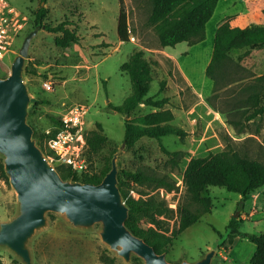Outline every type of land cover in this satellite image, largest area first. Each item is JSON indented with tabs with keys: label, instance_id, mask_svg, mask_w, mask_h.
<instances>
[{
	"label": "rangeland",
	"instance_id": "rangeland-1",
	"mask_svg": "<svg viewBox=\"0 0 264 264\" xmlns=\"http://www.w3.org/2000/svg\"><path fill=\"white\" fill-rule=\"evenodd\" d=\"M121 1L128 17L127 43L121 42L116 32L119 0H47L45 4L39 0H0V23L5 29L0 46V76L9 74L24 38L37 29L30 42L24 78L32 97L41 102L30 107L27 118L38 146L45 156L53 158L52 164L62 174L69 169L78 179L99 176L116 152L118 174L147 168L171 178L178 185L171 192L124 185L128 194L154 197L164 203L167 211L161 218V228L170 235L177 227L179 206L197 207L190 203L182 186L190 158L235 149L264 161V112L250 118L264 105V81L258 79L264 76V47L231 51L230 59L215 71L214 83L205 74L213 39L209 38L203 45L180 43L171 52V58L158 52L161 47L156 34L147 24L151 12L149 0ZM246 1L219 0L207 26L209 33L226 15L222 22L227 21L231 26L263 24L261 10L248 9ZM40 6L49 10L44 24L71 22L80 42L68 48L57 47L55 39L60 34L35 26ZM135 50L142 51L150 63L152 81L146 97L167 99L164 108L172 111V124L186 132L183 139L172 135L159 141L144 137L130 149L122 146L125 118L112 111L109 104L120 105L131 94L130 78L120 68ZM44 82L51 84V90L44 87ZM79 105L87 110L81 125L84 140L99 124L107 143L97 152L89 151L85 143L80 149V159L86 168L74 172L57 160L47 140L60 126L61 118ZM154 111L141 105L131 117ZM166 152L181 153L176 166ZM256 192L260 197L254 200L250 196L242 199L224 188H207L202 197L210 199V213L172 239L164 252L166 260L193 263L215 250L211 264H249L253 244L239 236L228 238L226 227L235 218L241 222V233L264 232V187ZM15 211V193L0 172V221L9 219ZM99 230V224L90 230L72 228L61 215L49 213L46 228L30 244L33 264H104L100 260L102 256L114 258V264H126L101 242ZM135 258L132 257L130 264H143ZM0 264L21 263L8 251L0 250Z\"/></svg>",
	"mask_w": 264,
	"mask_h": 264
},
{
	"label": "trees",
	"instance_id": "trees-1",
	"mask_svg": "<svg viewBox=\"0 0 264 264\" xmlns=\"http://www.w3.org/2000/svg\"><path fill=\"white\" fill-rule=\"evenodd\" d=\"M39 1L41 4H45L47 0ZM218 1L149 0L151 12L147 24L153 28L161 48H174L180 43L193 46L205 40L206 24L214 14ZM246 7L261 10L263 24L235 27L224 21L217 27L211 58L205 69V74L214 83H216L214 80L215 71L230 59L229 53L231 51L264 47V0H247ZM48 13V8L40 6L36 13L35 26L49 33L60 34L61 36L55 39L57 47L68 48L80 42V36L71 29V22L64 20L55 26L44 24L43 21ZM116 32L121 42H129L128 17L121 0H119ZM120 69L130 78L131 94L126 97L122 104H109V108L125 118L122 146L130 149L144 137L159 141L162 137L172 135L183 139L186 132L172 124L174 115L170 109L164 108L167 99L154 100L146 97L152 76L150 63L144 58L143 52L140 50L133 51ZM0 77L4 78L5 76ZM258 79L264 81V76H260ZM39 103L41 102L38 101L32 105L37 106ZM141 105L151 107L155 111L131 117L132 113ZM263 112L264 105L256 109L250 118ZM34 136L37 137L36 133ZM85 143L91 152H97L107 143V137L102 133L99 124L96 125L95 130H91L85 135ZM166 153L172 156L170 161L176 166L181 153ZM110 167L111 160L101 170L99 176L82 177L81 179L72 175L69 169L63 174L59 168L56 170L63 179L72 178L71 180L82 183L98 184ZM0 172L2 178L8 183L2 164H0ZM125 183L145 188H163L169 192L177 190L178 185L168 176L157 174L147 168H138L134 171H124L118 174V188L129 208L125 225L134 235L142 238L154 248L156 253L160 254L167 251V247L173 238L197 223L204 214L210 213V199L202 197L207 188H224L228 192L237 193L242 199H246L264 187V161L251 158L247 152H240L235 149L208 152L205 156L190 158L183 172L182 186L189 196L190 203L197 207L192 208L189 204L179 206L177 227L172 230L170 235H167L161 228V218L167 211L164 203L154 197L143 198L138 194H128L124 188ZM240 223L235 218L229 221L226 227L228 238L237 236L246 238L254 245L249 264H264V232L241 233L239 232ZM100 260L104 264H114V258L108 256H102ZM134 260L140 262L137 257Z\"/></svg>",
	"mask_w": 264,
	"mask_h": 264
},
{
	"label": "water",
	"instance_id": "water-1",
	"mask_svg": "<svg viewBox=\"0 0 264 264\" xmlns=\"http://www.w3.org/2000/svg\"><path fill=\"white\" fill-rule=\"evenodd\" d=\"M37 31L27 34L9 74L0 77V158L16 199L14 215L0 221V250L8 251L21 264H33L31 241L46 228L48 214L57 213L78 230L99 224L101 242L126 264L132 257L143 264H211L215 250L193 263L168 262L165 253H156L127 228L129 208L118 188V152L98 184L63 179L46 158L27 122L30 107L39 101L32 97L24 78L30 42Z\"/></svg>",
	"mask_w": 264,
	"mask_h": 264
},
{
	"label": "built area",
	"instance_id": "built-area-1",
	"mask_svg": "<svg viewBox=\"0 0 264 264\" xmlns=\"http://www.w3.org/2000/svg\"><path fill=\"white\" fill-rule=\"evenodd\" d=\"M5 38V29L0 23V46ZM44 87L51 90V84L44 82ZM87 110L85 106H74L61 118L60 126L53 134H49L47 145L54 156L62 164L75 171H83L86 167L80 159V149L85 145L81 133V125ZM53 163V158L46 156Z\"/></svg>",
	"mask_w": 264,
	"mask_h": 264
},
{
	"label": "crops",
	"instance_id": "crops-1",
	"mask_svg": "<svg viewBox=\"0 0 264 264\" xmlns=\"http://www.w3.org/2000/svg\"><path fill=\"white\" fill-rule=\"evenodd\" d=\"M218 4H219V1H218ZM216 10V9H215ZM227 16V15H226ZM225 16V17H226ZM224 17V18H225ZM212 18V17H211ZM223 18V19H224ZM260 18H261V16H260ZM222 19V20H223ZM211 20V19H210ZM210 20L207 22V24H206V38H205V40L204 41H202L201 43H198V44H201V45H203V43L205 42V41H207L209 38H211V40L212 39H214V34H215V31H216V29H217V27L222 23V20L219 22V23H217L214 27H213V29H212V31L209 33V31H208V29H207V26H208V24L210 23ZM224 22V21H223ZM257 25H262V24H257ZM251 26V25H250ZM235 27H238V26H235ZM246 27V26H245ZM197 44V45H198ZM177 46H179V44L178 45H176L174 48H171V47H167V48H161L160 50H158V52H161V53H164V54H166V55H168V56H170L171 58H173V55H172V51H174V49H176V47ZM189 47H187V49H188ZM213 49V48H212ZM212 53V52H211ZM211 58V57H210ZM209 61H210V59H209ZM209 63V62H208ZM250 197H252L254 200H256V199H258L259 197H260V194H257V192H254V193H252L251 195H250ZM254 246V245H253ZM253 251H254V249H253Z\"/></svg>",
	"mask_w": 264,
	"mask_h": 264
}]
</instances>
